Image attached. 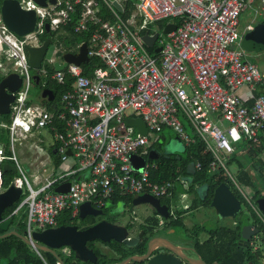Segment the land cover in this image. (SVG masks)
<instances>
[{"label":"built area","instance_id":"built-area-1","mask_svg":"<svg viewBox=\"0 0 264 264\" xmlns=\"http://www.w3.org/2000/svg\"><path fill=\"white\" fill-rule=\"evenodd\" d=\"M126 1L55 0L39 6L33 0H18L22 10H33L36 17V29L22 37L10 32L0 16V53L11 65L5 70L0 64V70H11L21 78L10 105V122H0L7 140L0 142V164L14 162L18 176L13 183L22 195L3 220L25 209V237L31 239L33 232L55 227L63 211L75 215L83 203L102 209L113 198L142 194L172 198L174 183L150 180L155 164L146 161L142 173L130 164L131 154L147 156L150 143L170 129L185 146L194 142L193 137L201 141L203 154L210 157L209 171H223L264 226V217L227 166L236 148L257 143L264 129V94L255 95L264 87V70L245 60L238 31L242 13L258 2L262 15L264 0H137L134 11L124 17ZM73 17V33L88 35L86 64L93 58L99 65L88 76L83 75V64H67L62 71L48 68L44 62L62 64L64 53H77L84 43L64 52L61 43L50 42L41 67L32 72L25 47L43 43L46 25L56 35L66 34ZM167 24H175L176 29L162 34ZM146 29L151 32L144 33ZM154 30L160 34L148 48L141 37L153 36ZM34 75L39 82L43 75L46 81L69 86L53 112L29 99ZM135 118L144 122L146 135L127 125L126 119ZM42 129L52 136L60 166L43 182L35 175L33 183L38 186L33 188L17 164L14 145ZM195 168L200 170L201 164ZM80 173L85 176L76 177ZM66 182L70 183L67 193L54 192ZM177 182L188 189V181L178 178ZM5 190L0 169V192ZM169 211L176 218L179 210L172 205ZM163 224L160 220L159 226Z\"/></svg>","mask_w":264,"mask_h":264},{"label":"trees","instance_id":"trees-1","mask_svg":"<svg viewBox=\"0 0 264 264\" xmlns=\"http://www.w3.org/2000/svg\"><path fill=\"white\" fill-rule=\"evenodd\" d=\"M3 0H0V4ZM137 0H127L124 3L125 15L128 17L135 9V3ZM76 20L73 17L69 25L65 28L66 34L56 35L57 32L51 31L50 33H45L43 35V41L50 39L52 43H61L63 51L69 52L74 51L76 46L81 42H86L88 40L87 34H75L72 31V26ZM159 26H162L159 23ZM150 33V29H146L144 33ZM152 53L151 50H149ZM6 56L2 55L0 57L1 64L5 65ZM99 65L98 60L91 58L88 64L81 65L83 75H90L91 70ZM9 67V66H8ZM9 69V68H8ZM49 74L53 73V70L47 69ZM34 72V71H32ZM0 71V79H1ZM35 85V84H34ZM43 89H48L52 91L54 99L51 102H46V100H41V103L49 111H54L55 106L58 103L60 96L69 89L68 85H59L54 81L47 80L44 84L39 82L35 85ZM264 94V87H259L256 96ZM0 122L8 124L10 122V114L0 116ZM187 129V125H185ZM194 142L189 146L184 145L183 154H175L165 152L163 145L156 143L152 145L159 151V155L155 160L148 161L149 164H155V168L150 169L149 178L154 183H161L163 181H171L174 183L172 189V197L180 193H189L195 195L198 191V186L201 187L203 195L197 200L194 198L192 201L190 210H194L199 206L209 207L212 200L214 189L221 183L229 185L230 181L228 177L221 170L216 172H210L208 165L210 157L203 154V144L196 137ZM257 143H242L240 147H237L233 155L227 162V166L234 167L235 179L239 186L246 191L248 199L251 204L256 207V200L264 198V129L258 137ZM0 142L6 143V130L0 128ZM242 149L243 151L239 152ZM6 154L9 156L8 150H5ZM53 164L57 167L60 164L59 158L50 152ZM200 163L201 168L197 170L195 168L196 164ZM0 169L2 171V184L3 186H8L13 179L18 176L15 164L12 161L5 160L0 164ZM185 179L188 181V189H182V186L177 182V179ZM241 189V190H242ZM233 195L244 204L250 211V206L244 201L240 193L235 190L232 191ZM117 200H122L125 208H130L132 200L130 197H123L122 199L113 198L111 201L115 203ZM168 209V217L162 218L164 224L159 226V219L157 218V213L153 218L146 219L145 223L140 225L139 230L144 232V235L140 239L137 245L128 248L124 245L117 244L113 241L105 245L118 255L117 259H107L104 255H101L99 251L93 246L92 243H88V246L93 249L97 255V264H109L116 263L120 260L131 256V255H142L145 253L147 241L157 235H164L168 231H183L185 234L190 235L193 240V248L201 256L202 260L206 264H261V260L264 256L257 251H252V248L248 245L246 247L239 244L240 230L241 227L247 224L242 217L237 219L236 225L232 228L227 227H216L209 230H205L203 227H197L194 230L187 231L183 224V213L176 212V218L169 215V207L171 203V197H165L159 199ZM17 201L12 207L7 208L2 214V218L6 219L18 206ZM103 211H106L103 209ZM71 211L65 210L57 218V225H68L73 224ZM9 230H14L20 235H25L26 231V210L21 209L16 214L10 217ZM95 223L94 219L89 217L82 221L84 226H90ZM254 226L258 228H264L263 224L259 221L257 217L254 220ZM201 233L207 234V239L200 241L199 236ZM4 234L0 231V235ZM264 241V239H262ZM56 264V260L53 255L40 252V256L28 245H26L21 239L14 235H10L6 238L0 239V264ZM63 262L65 264H90L83 263L74 260L72 257L64 258Z\"/></svg>","mask_w":264,"mask_h":264},{"label":"water","instance_id":"water-1","mask_svg":"<svg viewBox=\"0 0 264 264\" xmlns=\"http://www.w3.org/2000/svg\"><path fill=\"white\" fill-rule=\"evenodd\" d=\"M39 6H45L46 1L51 4L55 3V0H33ZM0 16L3 24L7 29L14 33L18 37H22L26 34L33 32L36 29V17L35 12L22 10L18 0H3L0 5ZM176 29L175 24H167L162 30V34H168ZM262 30L261 36L264 39V25L255 27V31ZM46 33H50L48 25L45 26ZM253 33V32H252ZM157 33L153 36L143 35L141 37L146 47L152 48ZM50 39H46L39 47L26 46L27 62L29 67L33 71H37L41 67V62L45 55V52L49 46ZM160 48L154 49V53H158ZM63 63L48 64L44 62L48 68H52L55 71H62L67 64L81 65L88 62L87 57V45L82 43L77 53H64L62 55ZM34 84L39 83V77L33 76ZM21 85V78L17 73L12 71L5 73L2 70V77L0 79V116L7 115L10 112V105L14 100V93ZM41 99H46L48 102L53 101L54 95L52 91L43 89L40 94ZM127 125L136 129L140 135L147 134V128L144 122L140 118L126 119ZM40 135L44 140V146L46 148L53 147V140L50 132L46 129L40 130ZM55 153V150H53ZM157 157L154 151H150L147 159L154 160ZM130 164L132 169L138 173H142L146 164V159L142 156L131 154ZM69 182L58 185L54 188L55 193L64 194L68 192ZM21 189L16 187L14 183H11L7 189L0 192V231L4 234L0 235V239L6 238L10 235H14L21 239L26 245L32 249L41 252H47L52 254L57 264H65L62 258L57 254V250L64 248L67 251V255H71L74 260L91 264H96L97 257L92 249L87 246L88 242L99 240L101 242H110L111 240L117 243H121L128 247H132L137 244L143 232L139 235L128 238V230L126 227L121 226L118 221L113 223L106 220H101L92 226L79 230L76 225L58 226L55 228L45 229L40 232H33L32 238L28 239L23 235H20L14 230H9L10 218L3 220L2 214L7 208L14 205L21 196ZM134 204H148L151 206L157 214L162 218L168 217V209L165 205H161L158 199H155L151 195L145 194L139 196L134 200ZM257 210L264 217V198L256 200ZM210 207L214 210L215 214L219 218H234L240 211V203L237 198L230 191L226 184H219L213 192ZM102 215L101 210H95L89 203H83L79 207V217L84 218L86 216L98 217ZM262 235L264 237V228H258L252 224H246L241 227L240 230V243H244V247L253 237ZM158 248L164 249V251L156 252ZM191 251L190 248L182 247L173 244L167 238L157 236L149 239L146 245V251L143 255H133L126 257L118 263L114 264H206L198 254L195 257H191L187 253Z\"/></svg>","mask_w":264,"mask_h":264},{"label":"rangeland","instance_id":"rangeland-1","mask_svg":"<svg viewBox=\"0 0 264 264\" xmlns=\"http://www.w3.org/2000/svg\"><path fill=\"white\" fill-rule=\"evenodd\" d=\"M109 1V0H108ZM253 19V13L250 11H246L245 13H243L240 16V25L239 28L241 30V28H243L246 24L250 23V20ZM255 22L261 21V18H255ZM155 31V30H154ZM154 33H157V35L160 34L159 31H155ZM50 50L51 48H49V52L47 55L50 54ZM1 54V53H0ZM246 60H248L249 62H254L257 64V66L261 69L264 70V54H258V53H249L248 57H246ZM1 64V63H0ZM2 67H4L5 70H8V68H11L10 62L9 61H5V65L1 64ZM9 66V67H8ZM41 82L42 84H44L46 82L45 77L42 75L41 76ZM40 88L35 86L34 84H32L31 88H30V93H29V99L31 100V102L36 103V100L39 98L40 96ZM130 111L127 112V114H129ZM226 124L223 123V126H225ZM189 131V130H188ZM190 132V131H189ZM164 134L168 137L169 135H172V131L170 129H165L164 130ZM37 136L34 133L32 136H27L24 139H21V145L19 146L18 143H16L14 145V152L15 155L17 157L18 160V164L20 166V169L22 170L23 174L26 176V178L28 179V181L30 182V184L32 185V174L39 171V174L42 173V169L45 168V166L47 168H49V162L50 158H49V153L42 148V145L36 140ZM168 139V138H167ZM181 143H179L178 141H167L165 144L164 149L167 151H177L180 152L181 151ZM21 152V153H20ZM228 171L229 173L232 175V177L234 176V167H228ZM47 177V173L43 174V176H41L42 181H44V178ZM230 189L231 191H234V185L232 186V183L230 181L229 183ZM33 188H36L34 185H32ZM234 187V188H233ZM240 187V186H239ZM240 189H242L240 187ZM242 192L245 196L248 197L247 193L245 190L242 189ZM201 191L197 192L195 195H191L193 196V198L199 200L200 199V195ZM191 197H187V198H179V197H174L173 199H171V204L174 205L176 207V210L179 211H184V207L189 204V202H191ZM121 208V204L118 205V209ZM206 208V209H204ZM247 207L244 204H241V211L239 212L238 215H236L234 218H218V216L211 211L209 208L207 209V207L204 206H199L197 210H193L190 212H187L184 215V220H183V224L186 226L187 231H191V229L195 226H199V227H203L205 230H209L212 229L216 226H229V227H233V220L236 222V217L237 219H239V217H242L243 220L248 223V224H253L254 220H255V212L254 210L250 207L251 210L253 211H245ZM135 216L137 218V221L141 223L144 220V217L148 216H154L153 212L151 210V208L146 205V204H140L137 205V207L135 208ZM130 213V210L128 211V213L126 212L124 214V217H122L123 215L120 216L119 219H121V221L125 218H127V215ZM158 218V217H157ZM170 239L175 242L178 245H184L187 244L190 246V248H193V244H194V240L190 235L185 234L183 231H177V230H173L172 234H167ZM207 239V234L206 233H201L199 236V240L203 241ZM261 237H257L255 238L254 242V247L252 248V251H254V248L257 249L261 255L264 256V243L261 242ZM262 239H264V237H262ZM191 248V249H192ZM190 253H193L191 251H189ZM62 254L64 257H66L67 252L66 251H62ZM190 255V254H189ZM191 256V255H190Z\"/></svg>","mask_w":264,"mask_h":264},{"label":"crops","instance_id":"crops-1","mask_svg":"<svg viewBox=\"0 0 264 264\" xmlns=\"http://www.w3.org/2000/svg\"><path fill=\"white\" fill-rule=\"evenodd\" d=\"M258 2H255L254 3V8H250V9H247L246 11H250V12H252L253 13V19L252 20H250V23L249 24H246L243 28H241V30H240V28H239V25H240V20H239V24H238V31H239V34L241 35V47H242V49L245 51V60H246V57H248V55H249V53H258V54H264V39H262V36H261V33H262V30L260 29V30H258V31H255V27H257V26H260V25H264V13L262 14V15H260V14H258V10H259V8H260V6L258 7ZM1 5V4H0ZM246 11H244L243 13H245ZM242 13V14H243ZM261 18V21H258V22H255L256 20H255V18ZM253 32V33H252ZM2 56V54H0V57ZM248 61V60H247ZM249 62V61H248ZM250 63H253V64H255V65H257L256 63H254V62H250ZM1 71V70H0ZM11 71V70H10ZM10 71H5V73H8V72H10ZM1 75H2V71H1ZM240 93L241 94H245L246 93V90L245 89H242L241 91H240ZM41 94V93H40ZM41 100H46V99H41V97L39 96V98L36 100V103H33V104H38V105H41V106H43V107H45L42 103H41ZM46 102H48L47 100H46ZM46 108V107H45ZM173 133V132H172ZM36 136H37V138H36V140L42 145V148L43 149H45L49 154V158H50V161H48L49 162V168H47L46 166H45V168L44 169H42L41 171H42V173L41 174H39V171H37V172H35V173H33L32 174V176H33V178H32V185H34L35 187H37L38 185L36 184V183H33V181H34V176L35 175H38L39 176V178H40V180L42 181V179H41V176H43V174H46L47 173V177L46 178H48L50 175H52L58 168H59V166H60V164L57 166V167H55V164H53V160H52V157H51V154H50V152H52L53 153V150H54V148L53 147H48V148H46L45 146H44V140H43V138L41 137V135H40V131L38 132V133H36ZM168 138V139H167ZM178 141L179 143H181L179 140H178V138L176 137V135L173 133L172 135H169L168 137L164 134V130L162 131V133L159 135V137H158V140L157 141H154V142H152V143H150V146L148 147V149L146 150L147 151V153L149 154V152L150 151H154L155 153H156V155H157V157H158V155H159V151H157L155 148H152L151 146L152 145H154V144H156V143H160V144H162L163 145V149H164V147H165V144H166V142L167 141ZM18 145L20 146L21 145V140L18 142ZM181 151L180 152H177V151H167V150H165L164 149V151L165 152H168V153H175V154H183V152H184V145H183V143H181ZM5 150H7V148L5 147ZM21 153V152H20ZM54 155H56V153H53ZM141 155H139V156H142V157H144L145 159H146V161H152V160H148L147 159V156H148V154H147V156H143V153L141 152L140 153ZM16 156V155H15ZM57 156V155H56ZM58 157V156H57ZM156 157V158H157ZM155 158V159H156ZM154 159V160H155ZM16 161H17V164H18V160H17V157H16ZM18 166H19V164H18ZM20 167V166H19ZM44 171V172H43ZM235 171V170H234ZM81 174H83V176H85V174L84 173H80V174H78L76 177H82L83 178V176L81 175ZM235 174V173H234ZM232 176V175H231ZM46 178H44V180L46 179ZM233 178V180H234V182L239 186V184L237 183V181H236V179H235V176H233L232 177ZM182 179V178H181ZM184 181H187V180H185L184 179ZM230 181V180H229ZM43 182V181H42ZM11 183H13V181L11 182ZM10 183V184H11ZM232 183V182H231ZM9 184V185H10ZM8 185V186H9ZM8 186H3V187H5V189H7V187ZM189 186V185H188ZM197 186H198V191H200L201 190V187L202 186H199V184H197ZM228 187H229V185H227ZM231 186V185H230ZM232 186H233V183H232ZM33 187V186H32ZM57 187V186H56ZM234 188V187H233ZM182 189H183V187H182ZM229 189H230V187H229ZM22 191V190H21ZM230 191H231V189H230ZM234 191H235V188H234ZM232 192V191H231ZM233 193V192H232ZM181 194H186V197L185 198H187V197H191L192 199H191V202H189V204H187L186 205V208L184 209V211H186L185 212V214L187 213V212H190V211H193V210H190L189 208H191V205H192V201L194 200V198H193V196H191V195H193V194H189V193H180V194H178V195H175V197H178L179 195H181ZM21 195H22V192H21ZM142 195H145V194H142ZM142 195H133V196H126V197H130L131 198V200H132V204H131V207L130 208H125V206H124V204H123V202H122V200H115L116 202L115 203H112V199L109 201V202H107V204H106V206L104 207V208H102V209H95V210H101L102 211V215H100V216H98V217H92V216H86V217H84V218H80L79 217V209H78V211H77V213L75 214V215H73L72 214V212H71V215H72V219H74V217H76V219L75 220H73L74 222H73V224H68V225H74V224H80L82 227H83V229H85V228H87V227H89V226H84L83 224H82V221H84L85 219H87V218H89V217H91V218H93L94 219V221H95V223H97V222H99V221H101V220H106V221H108V222H111V223H113V222H115V221H118L119 223H120V225L121 226H124V227H126L127 228V230H128V232H129V234H128V238H132V237H135V236H137V235H139V233L140 232H143V231H140L139 230V227H140V225H142V224H144L145 223V221H146V219H149V218H153L154 216H146V217H144V219H141V220H144L142 223H141V221L140 222H138L137 221V218H136V216H135V208L137 207V205H140V204H134L133 202H134V200L135 199H137L139 196H142ZM201 197H202V195H203V193H202V191H201ZM21 197V196H20ZM247 197V196H246ZM248 198V197H247ZM20 199V198H19ZM117 199H122V198H117ZM171 199H173V197L171 198ZM238 200V199H237ZM239 201V200H238ZM17 202V201H16ZM15 202V203H16ZM14 203V204H15ZM211 203V202H210ZM119 204H121V208L120 209H118V205ZM146 205H148V204H146ZM149 206V205H148ZM171 206H172V204L170 203V207H169V210H170V208H171ZM150 208H151V210H152V212H153V215H155V210L151 207V206H149ZM210 209L211 211H213L214 212V210L209 206V207H207V209ZM256 209H257V206L255 207ZM103 209H105L106 211H103ZM198 209V207L196 208V209H194V210H197ZM204 209H206V208H204ZM130 210V213L127 215V218H125L124 219V221L122 220L121 221V219H119L120 218V216L121 215H123L122 217H124V214L127 212L128 213V211ZM70 211V210H69ZM184 211H175V214H176V212H179L180 214L181 213H183ZM258 211V210H257ZM170 212V211H169ZM157 213V212H156ZM215 213V212H214ZM185 214H183V220H184V215ZM239 214V213H238ZM237 214V215H238ZM60 216V215H59ZM58 216V217H59ZM157 217H158V219H159V221L160 220H163L158 214L156 215ZM219 218V217H218ZM109 219V220H108ZM94 223V224H95ZM233 225H236V222L234 223V220H233ZM93 224V225H94ZM246 225V224H245ZM58 226H61V225H56L55 227H58ZM62 226H67V225H62ZM90 226H92V225H90ZM185 226V225H184ZM55 227H53V228H55ZM197 227H199V226H195V227H193L191 230H194L195 228H197ZM216 227H227V228H232V227H229V226H216ZM216 227H214V228H216ZM78 228V227H77ZM185 228H186V226H185ZM79 229V228H78ZM79 230H81V229H79ZM35 232H40V231H35ZM167 234H172V231L170 230V231H168L166 234H164V236H168ZM143 235H144V232H143ZM142 235V236H143ZM23 236H25V235H23ZM142 236H141V238H142ZM157 236H160V235H157ZM157 236H153V237H157ZM162 236V235H161ZM153 237H151V238H153ZM169 237V236H168ZM259 237H261V242L262 243H264V241L262 240V235H259ZM27 238V237H26ZM140 238V239H141ZM150 238V239H151ZM255 238L256 237H253L252 238V242H251V245H252V243H254L253 241L255 240ZM140 239H139V241H140ZM112 241V240H111ZM110 241V242H111ZM138 241V242H139ZM149 241V240H148ZM147 241V242H148ZM239 241H240V239H239ZM110 242H101V241H99V240H95V241H92V242H88V243H92L93 244V246L99 251V253L101 254V255H104L102 252H101V249H102V247H105V248H107L108 250H110L109 251V253L107 254V255H104L105 256V258H107V259H117V257H118V255L116 254V253H114L110 248H109V246H107V245H105V244H107V243H110ZM114 242V241H113ZM138 242H137V244H138ZM88 243H87V246H88ZM115 243H117V242H115ZM117 244H120V245H123V244H121V243H117ZM136 244V245H137ZM146 245H147V243H146ZM176 245H178V244H176ZM248 245H250V244H247V246ZM124 246H126V245H124ZM135 246V245H134ZM179 246H182V247H186V248H189L190 249V246L189 245H187V244H184V245H179ZM244 246V245H243ZM89 247V246H88ZM126 247H128V246H126ZM133 247V246H132ZM252 247V246H251ZM90 248V247H89ZM128 248H131V247H128ZM192 248V247H191ZM90 249H92V248H90ZM159 249V248H158ZM34 250V249H33ZM93 250V249H92ZM192 250L195 252V254H198L196 251H195V249L194 248H192ZM39 256H40V252L39 251H36V250H34ZM62 251H66L64 248H62V249H59V250H57V254L62 258V260L64 259V258H70L71 257V255L69 256V255H67L66 254V257H64L63 256V254H62ZM145 251H146V249H145ZM254 251H257V249H255L254 248ZM67 252V251H66ZM94 252V251H93ZM47 253V252H46ZM95 253V252H94ZM156 253V252H155ZM190 255H191V257H195V254L194 253H190V252H188ZM50 254V253H49ZM52 255V254H51ZM96 255V254H95ZM143 255V254H142ZM199 255V254H198ZM131 256H133V255H131ZM136 256H139V255H136ZM200 256V255H199ZM96 257H97V255H96ZM129 257V256H128ZM55 258V257H54ZM200 258H201V256H200ZM98 259V258H97ZM125 259V258H124ZM202 259V258H201ZM56 260V259H55ZM123 260V259H122ZM121 261V260H120ZM119 261V262H120ZM87 263V262H86ZM89 263V262H88ZM116 263H118V262H116ZM44 264H47L45 261H44ZM56 264H57V262H56ZM91 264V263H90ZM96 264H97V262H96ZM109 264H114V263H109ZM249 264H251V263H249ZM261 264H264V259H262L261 260Z\"/></svg>","mask_w":264,"mask_h":264},{"label":"flooded vegetation","instance_id":"flooded-vegetation-1","mask_svg":"<svg viewBox=\"0 0 264 264\" xmlns=\"http://www.w3.org/2000/svg\"><path fill=\"white\" fill-rule=\"evenodd\" d=\"M159 200V199H158ZM159 202H160V200H159ZM239 203H240V201H239ZM160 204L161 205H164L162 202H160ZM240 206H241V203H240ZM239 211H241V208H240V210ZM245 211H250L248 208H246L245 209ZM109 220V219H108ZM234 223H235V221H234ZM248 224V223H247ZM74 225H76L79 229H83V227L80 225V224H74ZM252 225H254V224H252ZM161 236V235H160ZM161 237H164V238H167L169 241H171L173 244H176L175 242H173L171 239H170V237H168V236H164V235H162ZM251 242H252V239L248 242V244H250L249 246L251 247H254V243H252V245H251ZM239 243H240V241H239ZM240 245H244V243H241ZM109 251L110 250H108L107 248H105V247H102V249H101V252L104 254V255H107L108 253H109ZM160 251H164V249H162V248H159V249H157V250H155V252H160ZM188 255H189V253H187Z\"/></svg>","mask_w":264,"mask_h":264}]
</instances>
